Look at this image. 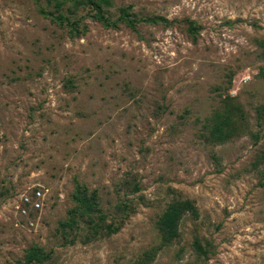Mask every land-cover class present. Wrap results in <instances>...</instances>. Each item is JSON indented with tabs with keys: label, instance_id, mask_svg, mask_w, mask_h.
<instances>
[{
	"label": "rangeland",
	"instance_id": "374dc122",
	"mask_svg": "<svg viewBox=\"0 0 264 264\" xmlns=\"http://www.w3.org/2000/svg\"><path fill=\"white\" fill-rule=\"evenodd\" d=\"M109 1L110 19L130 5L173 22L105 28L79 7L86 28L70 37L34 0H0V264H23L31 244L49 254L40 264H133L158 244L155 220L174 198L197 215L149 264H264V0ZM183 18L200 26L194 40ZM227 96L243 126L215 143L202 124ZM125 179L139 189L127 194ZM76 182L96 189L106 222L122 198L133 212L114 233L64 239ZM37 186L40 220L15 227L14 205Z\"/></svg>",
	"mask_w": 264,
	"mask_h": 264
},
{
	"label": "trees",
	"instance_id": "16d2710c",
	"mask_svg": "<svg viewBox=\"0 0 264 264\" xmlns=\"http://www.w3.org/2000/svg\"><path fill=\"white\" fill-rule=\"evenodd\" d=\"M34 2L40 15L58 27L64 28L70 37L82 34L86 28L81 24L84 14L76 15L79 7H83V9L86 7V15H89L105 28H116L121 23L131 31L137 32L136 26L139 23H160L167 26L173 22V20H166L157 15L136 17L132 14L130 5L118 7L117 16L110 19L106 9H104L105 6L110 5L109 0H45L46 4L52 5V9L43 6L40 0H34ZM181 21L185 23L186 33L194 40L200 26L189 18H183ZM256 43L260 47L262 56H264V38L257 39ZM228 98L227 96L220 108L213 110L206 116L202 124V129L207 133L206 137L215 143L228 140L239 133L243 126V114L240 106L232 103ZM256 113L260 119L264 118V103L256 107ZM261 157L264 158V150ZM121 183L122 186L130 185L126 191L127 194L135 193L139 189L136 181L126 182L125 179ZM69 199L73 205L66 211L65 219L59 221L58 225L64 239L68 238L69 234L73 232L70 242L73 241L74 237L80 235H83L85 237L83 241H86L100 231L107 235L114 233L119 229L122 221L133 212L130 200L127 197L122 198L114 203L111 218L106 222V216L100 210L96 189H88L83 183L76 182L74 184ZM185 213L192 216L197 215L196 206L192 200L188 198L170 200L155 220L158 244L143 251L133 264H149L158 248L170 244L178 236V227ZM116 219L118 222H116ZM82 220L86 224L85 232L79 234L77 230L78 222ZM191 246L199 257L205 258L210 251L208 244H201L196 237L193 238ZM48 257L49 254L37 244H31L25 248L22 256L23 264H40Z\"/></svg>",
	"mask_w": 264,
	"mask_h": 264
},
{
	"label": "built area",
	"instance_id": "2783aa9c",
	"mask_svg": "<svg viewBox=\"0 0 264 264\" xmlns=\"http://www.w3.org/2000/svg\"><path fill=\"white\" fill-rule=\"evenodd\" d=\"M45 191L46 189L42 186H37L20 194L18 202L14 205L17 214V218L14 220L15 227L30 230L36 226L40 220Z\"/></svg>",
	"mask_w": 264,
	"mask_h": 264
}]
</instances>
